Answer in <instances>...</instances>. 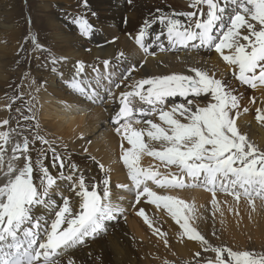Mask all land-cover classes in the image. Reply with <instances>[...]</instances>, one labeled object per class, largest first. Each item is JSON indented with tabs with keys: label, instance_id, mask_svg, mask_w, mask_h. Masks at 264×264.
Masks as SVG:
<instances>
[{
	"label": "snow or ice",
	"instance_id": "obj_1",
	"mask_svg": "<svg viewBox=\"0 0 264 264\" xmlns=\"http://www.w3.org/2000/svg\"><path fill=\"white\" fill-rule=\"evenodd\" d=\"M80 2L89 8V0ZM132 2L127 0L128 4ZM189 8L170 14L157 9L158 14L146 18L135 35L128 34L143 51L144 59L129 64L118 80L111 74L103 77L94 68L96 85L85 83L82 77L86 64L80 60L73 66L74 75L66 81L82 99L114 105L110 123L120 140V160L128 183L113 186L111 168L92 156L88 159L102 176H89L70 156L57 150L55 140L40 130L38 100L33 94L41 90L37 81H28L32 91L27 102L23 100L24 91L12 98L13 102L24 103L30 115L17 107L20 119L28 123L21 125L18 120L17 128L0 130V264H77L72 253L89 239L106 235L109 222L124 217V193L133 196V208L143 201L165 210L179 225L181 240L186 237L196 241L203 252L214 254L202 264H264V252L211 244L194 224L199 218L195 203L170 194L203 188L211 193L216 209L218 192L231 195L237 202L246 198L253 210L257 198L264 201V149L238 126L243 97L236 87L225 75L218 78L215 69L202 67H190L187 74L133 79L148 57L156 56L154 47L160 52L204 49L218 54L226 72L239 85L264 90V0H191ZM70 22L85 39H91L96 31L84 14L73 16ZM157 24L163 27L153 35ZM31 44L34 51L46 53L52 72L68 59L46 49L37 36L31 37ZM118 59L126 61L127 57L120 52ZM110 63L103 61L105 68ZM59 74L63 77L62 72ZM104 79L107 83L102 86ZM122 85L124 90L117 93ZM176 97H182L183 102H171ZM250 103L255 104L256 98L252 97ZM7 107L11 109L12 105ZM248 111L243 107L244 113ZM256 113V119L264 123V109L257 108ZM3 126H10V120L0 121V128ZM13 135L20 139L14 140ZM79 138L83 139V134ZM36 144L43 147L34 157ZM83 151L87 153L88 149ZM145 157L152 158L153 163L144 166ZM173 167L176 172L171 171ZM64 183L71 195L64 194ZM113 187L121 194L114 196ZM55 195L61 197L59 204L53 199ZM37 213H47L49 219ZM136 214L154 227L143 207ZM154 231L167 245V233L158 227ZM194 255L199 258L201 252Z\"/></svg>",
	"mask_w": 264,
	"mask_h": 264
},
{
	"label": "bare ground",
	"instance_id": "obj_2",
	"mask_svg": "<svg viewBox=\"0 0 264 264\" xmlns=\"http://www.w3.org/2000/svg\"><path fill=\"white\" fill-rule=\"evenodd\" d=\"M14 1L15 0H3L4 3H2V5L6 8L7 17L5 19H1L0 17V28L3 29V31H0L7 33V35L12 37L15 41L16 36H18V38L20 36V29L17 25L20 24L21 15L17 6L14 8L11 7ZM38 1L40 2L38 5L39 13L41 12L42 14L33 15L34 29L42 33L40 36L45 34L46 38L52 41L57 56L68 57L66 61H61L57 65L63 68V77H59L61 80L68 78V74L72 72V67L76 59L80 60L83 58L87 61H92L97 57L109 58L118 55L120 52L124 53L129 51L134 54L138 64V61H141V59L143 60V57L133 44L127 42L125 38L126 33L132 32L136 34L140 25L146 18H151L158 14L157 9L162 10L164 14L181 11L180 8H188L182 11L191 10L189 8L191 0H163V3L162 0H133L132 4H128L124 0H89V8H84V12H95L97 14L96 16H98L101 21H104L107 16V18L112 19H116V16L122 18L123 14L127 13L129 26H126L123 32L120 25H117L116 29H111V37H118L114 43L102 47L90 48V51L86 52L84 51V47H89V44L84 46L81 42L78 43L77 41L79 38L74 34L72 28H70V26L67 27L65 23H60L59 19H61V17H58L55 10H50L51 3L54 2V4H56V2H62V0ZM61 8L63 7L58 5V9ZM1 10L0 7V11ZM65 10L64 8V11ZM73 16L74 15H69V18ZM61 20L63 21V18ZM152 31L158 32L155 27H153ZM110 38L106 37V40L100 42L107 41ZM12 49L13 48H9L4 43L0 45V121L4 119L10 120V126H3L0 130H8L9 127L17 128L18 120H20L21 125L28 123L20 119L21 113L16 111L17 107L21 109L24 115H30L25 104L21 101L18 105L12 107L9 114V110L3 107L6 102L3 101L4 93L2 92V88L5 85H8L11 89L13 87L8 95L9 97L15 96L17 92L24 91L25 95L23 100L27 102L30 99L28 93L32 91V89L27 87L28 81L35 80L41 85L40 92L38 94L33 93L37 95L38 100L36 115L39 119L40 130L43 134H46L49 139L55 140L57 150L65 156H70L72 161L84 168L89 176L99 179L102 176L99 168L89 160L88 157H80L76 151H74L76 149L78 152L85 153L83 149L87 148L88 154H92V157H95L96 160L102 162L106 167L111 168L113 186L118 183H128L126 168L121 165L122 162L120 160V140L115 136V131L111 129V113L108 116L103 112V108L100 107L99 109L93 110L87 116L85 114H78L77 116L76 112L72 111H68L69 114H66L65 111L70 109L65 103L67 100L71 99V101L77 102H79V100H84H81L82 98L79 97V95H74L72 91L68 92V94H64L60 92L59 89L57 90L55 86V83H57L55 82L56 76L51 73V65L49 63L47 64L48 68L45 70L38 68L39 75H45L42 78L33 76V71L29 68L23 69L17 77H13L10 72L11 69H9L12 68V64L16 62L13 61L14 58L11 56L10 51ZM178 50L166 51L164 54L147 60L144 67L134 73L133 79L174 72L187 74L190 67L215 69L218 78L221 75H227L224 63L218 54L214 51L210 52L204 49L193 50L190 54L191 58L186 59V63L189 64L180 65L181 67H176V65L173 66V63L183 61V53L185 50ZM22 65L25 67L28 66V64ZM33 73L36 75V72ZM26 76L28 78L27 80L25 79ZM229 82L236 87L237 93L243 97L241 101V115L237 121L238 126L259 148L264 149V123L256 119V109H264V90L252 89L251 91L239 85L234 79H231ZM60 83L63 85L61 81ZM64 87V90H69L67 86ZM119 91L121 90L118 89L117 93ZM245 94L251 95V98L255 97L256 103H250L248 100L249 98H245ZM172 99L174 101L171 102H183L182 97ZM60 102L64 103V105L59 107L58 105L61 104ZM248 104L250 106H255V110L253 111L254 115L253 112H243V107H247ZM58 107L60 108L59 110L57 109ZM110 108L113 107H111V105L108 106L107 113L110 112ZM71 115H75L76 117L66 118ZM107 127L109 128V132H106V140L104 143L101 142V144H99L95 140L85 141L84 138L81 140H74L81 134L93 133L94 130L97 129L98 134L96 135V139L99 141L101 140L99 138L101 133H103V129H107ZM24 134L27 135L28 132L25 130ZM13 139H20V137L13 135ZM88 141H90V143H88ZM65 146L67 147L65 148ZM35 147V151L33 150L32 152L34 157L43 146L36 144ZM50 155L51 153H49V156ZM119 160L121 162L120 164L117 163ZM142 163L144 166H148L153 163V161L152 158L145 157ZM53 171L55 172V170ZM161 171L166 170L164 169ZM171 171L174 172L173 168ZM63 187L67 188V184L64 183ZM113 193L114 196L121 194L120 190L115 187H113ZM170 194L178 195L189 203H195L199 218L194 224L210 242L226 241L237 248H244L249 240V242L256 244L260 250L264 251V201L258 198V200L255 201V210H253L246 198H241L240 201L237 202L234 198L218 194L217 200L219 202V209H216L211 203L212 196L210 193L195 189L173 191ZM68 195H71V193L68 192ZM124 195L125 199L121 203L122 206L129 211L132 208V201L130 200L132 195L127 193H124ZM53 199H55L56 202L61 201V197L57 195H55ZM140 207H143L149 217L153 219L154 227L150 228L148 224L145 223L143 217L136 214ZM132 210V215H129L127 212L126 220L120 218L117 222H109L106 235L100 236L95 240L89 239L82 247L77 248L74 253H72L77 259V264H162L163 261L170 260L172 257L177 260L181 257L191 258L200 247L199 243L196 241H188L186 237L183 240L179 238V225L165 213V210H158L155 206L151 207L148 203L143 201ZM221 212L223 215H221ZM213 213H215V215H213ZM37 215L42 219H49L47 213L43 216H41L40 213H37ZM156 227H158L161 232L167 233V245H165L164 239L161 238L160 234L154 231ZM213 233H215V235H213Z\"/></svg>",
	"mask_w": 264,
	"mask_h": 264
},
{
	"label": "rangeland",
	"instance_id": "obj_3",
	"mask_svg": "<svg viewBox=\"0 0 264 264\" xmlns=\"http://www.w3.org/2000/svg\"><path fill=\"white\" fill-rule=\"evenodd\" d=\"M64 1L65 2H68L67 3V6H69L68 4L69 3H73V5H75V2L76 1H78V0H62V2H56V4H54V2L53 3H51L50 4V10H55V11H58V10H64V8L65 7H67V6H65L63 3H64ZM73 1V2H72ZM125 1V0H124ZM125 2H127V0L125 1ZM164 1L162 0V3H163ZM2 3H4L3 2V0H0V7H1V11H0V17H1V19H5L6 17H7V14H6V8H4V6L2 5ZM39 1L38 0H28V2H25V1H23V0H15L14 2H13V6H11L12 8H14V7H16L17 6V8L19 9V12H20V15H21V20H20V24L19 25H17L18 27H19V29H20V36H19V38H18V36H16V39H15V41L13 40V38L12 37H10V36H8L7 35V33H4V32H1V31H3V29L2 28H0V39H1V44L0 45H2V43H4L6 46H8L9 48L11 47V48H13L10 52H11V56L14 58L13 59V61H16L14 64H12L13 66H12V68H9V69H11L10 70V72H11V74H12V76L13 77H17V75L20 73V72H22L23 71V69H25V68H29L30 70L32 69V71L33 72H36V75H34V73L32 72V75L33 76H35L36 78H42V77H44L45 75L44 74H40L39 75V72H38V68H42L41 70H45V69H47L48 68V66H47V64H48V62L45 60V55L46 54H41V53H34L35 51L33 50V46H32V44H31V37H33V36H37L39 39V42L43 45V43L45 44V40L50 44V46L52 47V50H53V54H55L56 55V53H55V49H54V45H53V43H52V41H50V39H48V38H46V35L45 34H43V35H41L40 36V34H42V33H40V32H38V31H36L35 29H34V21H33V15L34 14H36V15H41L42 13L40 12L39 13V8H38V5H39ZM58 5H60V6H62L63 8H61V9H58ZM166 5V4H165ZM70 7V6H69ZM68 7V8H69ZM71 9H72V7H70ZM69 8V9H70ZM25 9H32L33 10V13H30L29 11H27V10H25ZM84 11V10H83ZM25 16V17H24ZM23 18V19H22ZM23 20V21H22ZM60 21V20H59ZM62 22V21H61ZM3 37H2V36ZM133 35H135V33L133 34ZM112 36V35H111ZM126 39H127V42H129V43H131L130 42V40H129V38L126 36L125 37ZM4 39V40H3ZM42 40V41H41ZM43 42V43H42ZM132 44V43H131ZM193 51H185L183 54H184V56H183V61L182 62H176V63H173V66L174 65H176V67H181L180 65H184V64H189V63H186V59H188V58H191L190 57V54L192 53ZM22 57H24V60H23V58ZM17 58H18V60H17ZM28 58V59H27ZM41 60H44L45 62L44 63H41L40 61ZM142 60V59H141ZM12 61V60H11ZM33 61H35L33 64H32V62ZM23 62V63H22ZM22 64H28V66L27 67H25V66H23ZM8 69V70H9ZM51 71V70H50ZM57 71L58 72H62L63 71V68L61 67V66H57ZM57 75V73L56 74H54V76H56ZM227 78L229 79V77H230V74H228L227 73ZM61 77V76H60ZM232 78L230 77V79H229V81L231 80ZM60 81H62L61 79H60ZM55 82H57V83H55V86L57 87V90L59 89L60 90V92H62V93H64V94H68V92H70L71 90H64V84L62 85L61 83H58V81L56 80ZM58 85H60V86H58ZM64 87V88H63ZM240 88V87H239ZM12 89H13V87H12ZM12 89L8 86V85H5L3 88H2V92L4 93V98H3V101H5L6 103H5V105L3 106L5 109H7V110H9V114H10V112H11V109H12V107L13 106H16V105H18L19 103H20V100H16L15 102H13V97H16V96H18V94L20 93V92H17V94L15 95V96H13V97H9L8 95H9V93L12 91ZM69 89V88H68ZM116 91V90H115ZM248 94V93H247ZM247 94H245V98L246 99H248L249 100V102H250V100H251V95H247ZM79 98V97H78ZM81 100H83V99H81ZM84 101H87V100H84ZM84 101H80L79 100V102H78V104L80 103V104H82V105H88L90 102H84ZM61 103V102H60ZM66 103V102H65ZM9 104H11L12 105V107H11V109H9L7 106L9 105ZM63 106L64 105V103H61V104H59L58 106L60 107V106ZM113 105V104H112ZM250 105L248 104V109H249V111L248 112H253L254 110H255V106L254 105H251L250 107H249ZM57 108L58 110L60 109V108ZM67 107H69L68 105H67ZM76 108H78V106H76ZM100 108V106H94V107H92V108H90V107H88V106H84V107H82L81 108V110L80 111H78V112H76V114H77V116H78V114L79 115H81V114H85L86 116L89 114V113H91L93 110H95V109H99ZM102 108V107H101ZM55 110H56V108H55ZM88 110H89V113H88ZM68 111H71L70 109L68 110L67 109V111H65V113L67 114H69V112ZM104 112L106 113V111L104 110ZM256 114V113H255ZM253 115H254V112H253ZM70 117H76L75 115H71V116H68V117H66V118H70ZM154 119H157V118H154ZM106 132H109V128L107 127V129H103V133H101V135H100V138L99 139H101V140H97L96 139V135L98 134V130L96 129V130H94V132L93 133H84L83 134V138L85 139V141L86 140H90V141H92V140H95L96 142H98L99 144H101V142L102 143H104V141L106 140ZM248 136V135H247ZM80 136H77V138H75L74 140H81L80 138H79ZM104 137V138H103ZM248 138H249V140L250 141H252L251 139H250V137L248 136ZM253 142V141H252ZM254 143V142H253ZM71 149H72V147H71ZM74 151H76V153L80 156V157H83V158H87V157H89V156H92V154H88V153H82V152H78L76 149L74 150ZM117 163H121L120 162V160L117 162ZM121 165L123 166V164L121 163ZM124 167V166H123ZM173 170H174V172H176L177 170L173 167ZM64 188V187H63ZM186 190H195V189H193V188H191V189H184V190H179V191H186ZM160 191H162V190H160ZM64 194L65 195H68V192H67V188H64ZM132 198V197H131ZM241 198H244V197H241ZM256 200H258V198L256 199ZM57 203L59 204L60 202L59 201H57ZM149 206H154V205H151V204H149ZM126 209V216H127V212L129 213V215H132V212H133V207L131 208V210H127V208H125ZM124 214V215H125ZM133 217H134V215H133ZM121 218H123V217H121ZM48 219V218H47ZM123 219H125L126 220V217L125 218H123ZM115 222H117V221H115ZM151 230V229H150ZM202 234V233H201ZM211 244H213L214 246H219V245H226V246H230V247H232L234 250H254V251H256V252H264V251H262V250H260L258 247H257V245L256 244H253L252 242H249V240H248V243H247V245L244 247V248H242V247H239V248H237V247H235V246H233L232 244L230 245L229 243H227L226 241L225 242H215L214 243V241H211L210 242ZM263 250H264V248H263ZM197 251H199V252H201V256L199 257V258H197V257H195L194 256V254L197 252ZM196 252L192 255V257L191 258H183V257H181L180 259L178 258V260L177 259H175V258H171L170 260H165V261H163V263L165 264V262H168V264H195V262H196V264H198V262H200V264H201V262H203V260L206 258V257H213L214 256V254L213 253H211V252H208V253H205V252H203V250H202V248H201V246L196 250ZM195 257V258H194ZM162 263V264H163Z\"/></svg>",
	"mask_w": 264,
	"mask_h": 264
}]
</instances>
